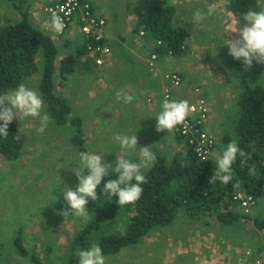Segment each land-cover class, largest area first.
Segmentation results:
<instances>
[{"label":"trees","instance_id":"trees-1","mask_svg":"<svg viewBox=\"0 0 264 264\" xmlns=\"http://www.w3.org/2000/svg\"><path fill=\"white\" fill-rule=\"evenodd\" d=\"M23 2L24 0H11L12 7L20 12L22 20L0 27V95L41 73L39 87L48 104L47 111L58 126L66 127L73 105L53 93L56 86L55 75L59 71L61 83L69 82L81 66V57L86 54V49L79 50L74 56L62 58L61 64L57 66L59 49L50 35L31 24L28 18L29 10L23 7ZM172 3V0H151L145 13L140 16L135 30L136 32L144 30L149 40L153 38L162 41L163 45L157 48L162 55L170 53L182 55L186 51L183 47L189 38L188 32L174 26L176 8ZM229 10L241 19L249 10L259 11L260 8L257 0H231ZM84 61L88 66L90 63L94 66L91 59ZM257 65L241 77L237 101L238 117L233 120V128H227L224 133L225 146L235 139L239 148L246 153L245 157L237 155L232 165L233 180L228 185L222 184L219 180L211 181L215 171L212 156L206 160L198 158L193 149L188 147L182 138L177 137L181 147L171 160L165 162L164 159L158 158L151 165L145 173L147 183L142 185L143 193L137 202L119 206L116 202L118 196H113L107 204V210H102L103 214L96 221L88 220L85 226L78 230L68 246V264H78V251L88 247L90 236L104 219L114 220L113 218L117 216H127V228L124 233L108 234L100 238L98 245L105 257L116 256L126 249L137 246L152 235L154 230L170 228L175 220L182 216L194 220L207 218L210 220L208 222L222 225L223 228H233L235 224H244L250 220L251 215L240 210L236 197L239 193H244L253 195L259 202V198L264 196V85L258 82L264 72V64ZM80 120L79 118L72 123H78ZM19 131L20 128L14 118L8 127L7 139L0 137V158L15 163L20 160L24 144L19 138ZM81 134L83 132L76 125L75 130L68 134L70 142L79 153L87 152ZM37 152L38 149L33 150L35 158H43L41 154L36 157ZM32 161L34 163L35 159ZM33 165L35 169V164ZM10 171L11 179L9 177L6 184L7 186L11 184L12 188L15 187L13 181L25 180L28 177L25 172H18L19 169ZM115 178L114 172L105 177L97 189V195H104L102 191L104 184L108 179ZM54 185L57 189L64 186L59 183ZM23 193V190H17V201H22L25 206L27 194L25 192L22 197ZM59 204L66 205L63 197ZM53 210L57 211L56 208ZM48 212V217H51V209ZM36 214L40 213L26 214L24 220ZM12 219L19 227L16 232L13 231L16 236L13 243L17 253L21 258L38 262L24 243L23 220L17 221L16 216ZM252 227L255 231H264V220L254 219Z\"/></svg>","mask_w":264,"mask_h":264},{"label":"rangeland","instance_id":"rangeland-1","mask_svg":"<svg viewBox=\"0 0 264 264\" xmlns=\"http://www.w3.org/2000/svg\"><path fill=\"white\" fill-rule=\"evenodd\" d=\"M210 1L215 4L217 2V0H215L216 2L214 0ZM221 1L223 2L222 4L226 5V9L222 8V11H219L217 17L212 15L201 23L194 24L195 28L192 33L193 39H191V41H208L210 36L211 41H208V45H210L216 53L210 55L207 59H204L203 62L209 61L212 57L214 61L212 68L221 71L227 77L228 81H230V90L226 92L227 101L224 103L227 105V108H229L226 111L227 115L225 122H222L226 130L227 128H233V120L238 117L239 106L237 101L240 92V84L238 86L237 83L243 74L249 72L253 67H257L258 63L253 61V66L245 71L242 66V60L237 61L232 56L229 55L230 57H228L225 53L220 54L218 51L224 46H222V39L225 35L224 32L221 35L220 33L224 30L221 26V22H223L226 14H228L227 17L232 16V18L236 19V22H234L233 25L237 24V21L238 26L241 24L239 28H242L247 24V21H245L244 18L237 19L236 16L229 14V4L231 0ZM257 1L260 10H264V0ZM0 2L2 3L0 9H4V11L10 15L7 20H5V16L7 14L4 16L2 26L6 23H16L22 20L20 12L17 10L15 12V9L10 7L11 0H0ZM11 12L15 14L16 18L15 16H11ZM0 15H4V13H0ZM28 18L34 27L47 33L43 28L33 24L35 20L31 19L30 15ZM52 33L53 34L51 35L49 33L47 34L51 36L52 40L56 44V47L59 49V57L57 61L58 66L61 64L62 58L66 56H74L72 53L75 52L76 54L79 46L78 44H75L74 50L71 47H69L70 49L68 48V50H65L63 47L59 46L60 43H58V38L54 37V31H52ZM205 55L208 54L205 53ZM84 58H86L85 55ZM90 68V65H87V72L85 71V67L83 70H76L75 74H73L74 76L72 75L73 77L69 82L62 81L61 83L59 71L58 74L56 73L55 75L56 86L53 93L58 98L66 101V103L73 105L71 109L72 111H70V114L68 115V123L66 127H60L53 121V119H49L47 128L43 133H40L37 130L40 126L38 118L34 119L29 117L21 118L20 120L16 118V122L20 128L19 138L24 144L23 154L20 160L16 163L0 158V264H68V246L74 240L78 230L80 231L88 220L96 221L100 215L103 214V212H101L102 210H107V204L110 199H108L106 195H97L98 199L96 201L89 199L88 204L86 205L89 212V219L87 221L79 217L72 216L70 212L69 214L64 213L69 211V206L67 203L66 205L59 204V200L63 197L61 191L65 190L66 187L74 188L72 190H75L78 185V179L75 172L72 170L78 168L80 153L76 150L75 146L71 144L68 136L72 130H75V125L79 126L80 131L83 132L81 136L85 143L86 150L90 147L89 152L96 154L100 153L98 148L97 150H93L92 144L94 140L92 138L90 139V125L95 122L97 127H100L101 130H105L104 133H101L102 138L99 139L100 142H105V146H107L106 153L102 154L104 155L103 161L105 163L114 165L116 156L129 159L134 163L141 164V172L144 175L151 167H143L139 153V141L137 144V151L129 153L122 150L119 147L118 142L113 139V137L117 134L129 136L134 135L133 128L136 124L133 122L132 118L135 113L131 112V108L129 107H133L132 101L124 103L123 100L118 101L116 98L117 92H122L126 95L127 93H125V91L127 90L123 86L121 87L120 84H118L119 86L116 84L112 90L109 88L104 89L103 86V88H101L96 84L93 75L89 73ZM227 72H230V74H227ZM236 78L239 80H235ZM40 80L41 73H39V75H35V77L28 78L25 81V85L37 91L42 97L44 102L42 111L51 118L47 111L48 104L44 100L39 87ZM75 80H77L79 84V91H76L75 86H77V84ZM258 82L261 85H264V72ZM98 84L101 85V81ZM91 89L93 93L91 92ZM90 94H93V97ZM76 95L78 96L75 97ZM134 111L136 112V110ZM76 118H80V122L72 123V121L78 120ZM144 127L149 126L144 125L143 128ZM223 135L224 133L222 132L220 135L222 140H220V146H218L220 147V151L217 153V149L211 158L214 169H216L214 160L218 159L224 150L225 144L223 143ZM159 144L160 143L156 144V148H162L157 146ZM144 147H146V145ZM169 147L172 149V153L175 152L176 146L173 141L169 143ZM35 149H38L36 157L40 154L43 156V158H38L41 160L40 162H37L38 159L35 158V154L33 153V150ZM162 149L167 150L168 148ZM154 152L158 153L156 150H154ZM155 155L156 159L162 158L165 162L170 158V155L167 156V154H164L163 152ZM33 159H35L34 163L32 161ZM33 164H35V169ZM12 169H19L18 172H25L28 176L25 180L19 179L18 181H13L15 183L14 188L11 187V184L8 186L6 184L9 181L10 170ZM111 172L113 171L110 168L109 174ZM58 183L64 185L63 188L57 189L54 184ZM52 186H54V188H52ZM18 189L23 190L24 193L26 192L27 194L26 201L28 203L26 202L27 204L25 203V206L22 201H17ZM24 193L22 197L24 196ZM54 208L57 209L56 212H54ZM49 209L52 211V213L50 212L51 217H48ZM38 212L40 214H36L32 218L24 220V215ZM121 213L122 211H120L119 214ZM15 216L17 221L22 219L24 222L22 225L24 243L28 251L32 253V255L36 256L38 260L36 263L30 259L21 258L17 253L16 247L13 243V239L16 237L13 231L15 230L16 232L19 228L18 225L13 222L14 219L12 218ZM113 219L114 220L104 219L101 221L102 223L100 224V227L94 230L90 236V243L87 248L94 243L98 244L100 238L104 235L125 232L127 228V216H117ZM254 219L264 220V196L259 199L258 206L247 223H238L235 224V226H232L233 228H224L222 230L224 231V236L226 238H230V236L232 237V242L224 241L222 245H220L218 239L212 234L208 237H202L201 240L204 238L203 240L205 241V238H209L205 242L208 243V252H210L214 258L223 253L222 247H227V250L232 248L235 249L236 260L238 251H241L242 248H246L247 246L253 248L255 250L254 252L257 253V248L264 246V231H255L253 229L252 221ZM201 220L202 223H200V220H194L184 216L179 217L170 228L168 227L167 229L164 228L155 230L152 235L143 240L144 242L142 243V246H134L126 249L124 252H121L116 256L106 257V264H187L184 261L185 258L182 260L180 259L182 255L185 256V254H189L188 248L184 247V249H182L183 247H179V245L171 242L172 238L169 240V245L166 247V250H164V254H168L167 250H169L170 258H162V251H158L156 248L157 246L154 244V239L156 238L155 235L162 234L167 238L176 235H180L182 237L186 228H189V225L198 226L199 224H204L205 222L210 221L207 218H202ZM210 224H212L211 227H213L214 223ZM176 229L178 232H176ZM203 243L204 242H202V244ZM147 245H152L154 247L152 249H147ZM182 250L184 251L182 252ZM202 250H204V248H202ZM196 251H198L197 248L196 250L193 249V252ZM190 257H192V255ZM190 257H187L186 259ZM191 263L192 261L189 262V264ZM236 263L238 264L237 261Z\"/></svg>","mask_w":264,"mask_h":264},{"label":"crops","instance_id":"crops-1","mask_svg":"<svg viewBox=\"0 0 264 264\" xmlns=\"http://www.w3.org/2000/svg\"><path fill=\"white\" fill-rule=\"evenodd\" d=\"M56 1L57 0H24L23 2V7L28 8L29 10L30 18L35 20L33 24L43 28L50 35L53 34V30L49 27L50 18L43 12L42 8L44 5H48ZM222 3L223 2L221 0H217V10L214 14L215 17L218 16L219 11H222V8L226 9V5ZM150 4L151 0H98L95 2L94 7L97 12L108 19L107 43L111 45L115 51V57L112 65L106 64L101 70H99L100 72L95 71L94 67L91 66L90 63L91 68L89 73L93 75L96 84L101 88L104 87V89L109 88L112 90L116 84H120L121 87L123 86L127 90L125 93H127V96L131 97L133 105V107H129L131 108V112L135 113L132 118L133 122L136 124L133 128V133L137 136L140 148L145 145L146 147L150 146L151 151H158V153L154 152L155 154L163 152L164 154H167V156L170 155L169 160L174 158L176 151L181 147V145L173 131H156L157 121L155 118L162 109V89L165 85L163 77L166 73H180L183 77L184 83L182 89L175 91L176 96L179 100H187L188 103L193 100L192 95L194 89L196 87H203L204 92L211 97L213 104V114L207 124V131L219 138L217 143L218 150L216 149L218 153L220 151V147L218 146H220V140H222L220 135L222 132L225 133V127L222 122H225L227 115L226 110L229 108H227V105L224 103L227 101L226 92L230 90V81H228L227 77L221 71L212 68L214 65L212 57L209 61L203 62L204 59H207V57L216 53L211 46L208 45V41H211L210 36L208 41H191V39H193L192 33L195 28V25L192 23L193 13L196 10L206 11L207 6L208 4H211V1L176 0L175 3H172L176 8L174 26L176 29H184L188 32L189 38L186 42V51L182 55L161 56L160 62L158 63L157 74L149 71L145 62L148 58L149 51L152 50L154 39L152 38L149 40L148 35L146 34V44H144L142 43L143 40L138 37L137 32L135 31L140 16L145 13L146 8ZM7 7L10 8L12 6L10 4V7ZM14 11L16 12V10ZM0 13H4V15H0V26H2L4 16L7 14L5 16V20H7L10 15L6 13L4 9H0ZM229 14L234 15L231 12H229ZM227 15L228 14L225 15L223 22H221V26L224 30L221 31L220 35L223 32L225 35L222 39V46L226 43L225 40L229 38H239L238 32L230 34L229 31H226L237 26V24L233 25L234 22H236V19L232 18V16L227 17ZM11 16L14 17L15 14L11 12ZM239 26H241V24ZM54 37L58 38V43H60L59 46L63 47L65 50H68L69 47L74 50L75 44H78L79 46L78 52L82 49L80 47V43L83 42V38L77 23L71 27L65 36L57 37L54 35ZM218 51L220 54L225 53L226 56L230 57L227 45H224L223 48ZM205 53L208 55H205ZM72 54L76 55L75 52ZM84 55L86 56V54ZM84 55L81 57V66L78 70H83L85 67V71L87 72L88 69H86V67L88 64H86L87 62L85 63L84 60L89 59L84 58ZM227 74H230V72H227ZM77 80H75L77 84L75 87L76 91H79V84ZM235 80L239 79L236 78ZM100 81L102 83L101 85L98 84ZM237 84L238 86L240 84L241 88V79ZM90 95L92 96L93 94ZM149 98H151V102H149ZM134 110H136V112ZM144 125L149 127L143 128ZM104 131V129L101 130L100 127H97L95 122L91 123L90 139L92 138L94 140L92 144L93 150H97L98 148L100 154H105L107 149L105 142L99 141V139L102 138L101 133H104ZM171 141H173L176 146V150L173 153L171 151L172 149L169 147V143ZM158 143L160 144L157 146L168 149L164 150L162 148H156V144ZM87 150L89 152L90 147ZM200 223H202V220H200ZM208 223L210 222H205L204 224H199L198 226L189 225V228H186L182 237L180 235H176L167 238L162 234H156L154 244L157 246L158 251H162L161 257L170 258L169 250H167L168 254H164V250H166V247L169 245V240L173 238L171 242L179 245V247H183L182 249H184V247L188 248L189 254H185V256L182 255L180 259L182 260L185 258L184 261L187 264H189L190 261H192L191 264H237L235 249L233 248L227 250V247H222L223 253L215 258L210 254V252H208V243L205 241L209 238H205L204 241V238L201 240L202 237H208L212 234L218 239L220 245H222L224 241L232 242L231 236L230 238H226L224 236V231H222L224 228L222 225L214 224L213 227H211L212 224ZM176 232H178L177 229ZM202 242L204 243L202 244ZM196 248L198 251L193 252V249L196 250ZM202 248H204V250H202ZM261 248H264V246L258 247L257 249L259 250ZM183 251L184 250H182V252ZM191 255L192 257H190ZM187 257L190 258L186 259Z\"/></svg>","mask_w":264,"mask_h":264},{"label":"clouds","instance_id":"clouds-1","mask_svg":"<svg viewBox=\"0 0 264 264\" xmlns=\"http://www.w3.org/2000/svg\"><path fill=\"white\" fill-rule=\"evenodd\" d=\"M172 2L175 3L176 0H172ZM216 10L217 4L215 3L208 4L206 11L196 10L192 16V23H201L214 15ZM243 18L247 21L244 27L239 28L237 21L236 27L226 30L230 34L238 32L239 38L224 39L226 43L223 45L228 46V54L235 60H242V66L247 71L253 66V61L264 64V10H249L243 15ZM49 27L57 34H62L64 31L63 18L55 11H51ZM137 32L139 33V31ZM55 36L57 35L55 34ZM80 47L85 48L83 42H81ZM116 98L118 101L123 100L124 103L131 101V97L124 95L122 92H117ZM43 107L44 102L38 92L23 83L6 94L0 95V122H2L0 123V137L7 139L9 135L8 127L14 118L18 120L29 117L38 118L40 126L37 130L43 133L50 119L46 113H43ZM192 112L193 109L187 100L165 99L162 103V111L155 118L157 121L156 131L163 132L166 130L172 132L177 126L184 125ZM113 139L118 142L119 147L125 152L137 151L138 139L135 134L131 136L117 134ZM139 153L143 167L147 168L155 163L156 155L150 150V147L140 148ZM237 155L245 157L246 153L239 148L238 142L233 139L226 145L219 158L214 160L216 169L211 181L219 180L222 184L228 185L233 180L232 165L235 163ZM103 158L104 155L93 152H81L79 154L78 168L72 170L78 179V185L75 190L66 187L65 190L61 191L64 201L69 206V211L64 213L69 214L70 212L72 216L87 221L89 212L86 205L89 199L93 201L98 199L97 189L102 180L109 176L110 168L116 173V178L107 180L103 186V194L108 199L118 196L116 202L119 206L134 204L140 199L143 193L142 185L147 183L145 175L141 172V164L116 156L114 165H109L103 161ZM233 187H238V185H233ZM258 203L257 201V206ZM143 242L137 246H142ZM153 247L147 245L146 248L152 249ZM77 255L79 258L78 264H106V257L101 247L95 243L85 250L78 251Z\"/></svg>","mask_w":264,"mask_h":264},{"label":"built area","instance_id":"built-area-1","mask_svg":"<svg viewBox=\"0 0 264 264\" xmlns=\"http://www.w3.org/2000/svg\"><path fill=\"white\" fill-rule=\"evenodd\" d=\"M98 0H57L54 3L43 6V12L50 18L51 11H55L63 18L65 28L62 34L67 33L73 24L79 25V31L83 37L84 47L86 49V58L93 61L95 71L100 72L106 64H111L114 61L115 51L110 47L106 39L108 19L99 14L94 7ZM139 38L146 44V32L139 31ZM163 42L154 40L152 50L149 51L147 60L145 61L149 71L157 74L158 63L162 54L157 51ZM185 46L183 50H185ZM170 56H174L171 53ZM165 85L162 89L161 103L165 99L177 100L176 90L182 89L184 80L178 72L166 73L163 77ZM191 96V95H190ZM193 100L189 102L193 112L188 117L184 125L177 126L173 133L176 137L182 138L188 147L193 149V152L202 160L210 159L213 156L219 138L207 131L213 114V104L211 97L204 92L203 87H196L193 91ZM151 102V98H149ZM190 149V148H189ZM264 186V185H263ZM239 201L240 209L245 214H252L257 206V199L253 195L239 193L236 197ZM255 250L249 246L238 251V264H264V248Z\"/></svg>","mask_w":264,"mask_h":264}]
</instances>
